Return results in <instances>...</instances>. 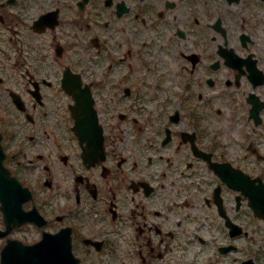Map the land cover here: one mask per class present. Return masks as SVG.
Here are the masks:
<instances>
[{
  "label": "flooded vegetation",
  "instance_id": "1",
  "mask_svg": "<svg viewBox=\"0 0 264 264\" xmlns=\"http://www.w3.org/2000/svg\"><path fill=\"white\" fill-rule=\"evenodd\" d=\"M0 133V264H264V0H0Z\"/></svg>",
  "mask_w": 264,
  "mask_h": 264
},
{
  "label": "water",
  "instance_id": "2",
  "mask_svg": "<svg viewBox=\"0 0 264 264\" xmlns=\"http://www.w3.org/2000/svg\"><path fill=\"white\" fill-rule=\"evenodd\" d=\"M67 79V83L64 84L66 90L68 92H71V85L69 83V77L67 76L65 78V80ZM93 108H92V104L91 102H85V101H80L79 102V108H78V117L79 118H83L85 115H87L88 117H95V115H93ZM0 151H1V147H0ZM0 166L3 167L2 165V160H0ZM36 264H40L39 261H33Z\"/></svg>",
  "mask_w": 264,
  "mask_h": 264
}]
</instances>
